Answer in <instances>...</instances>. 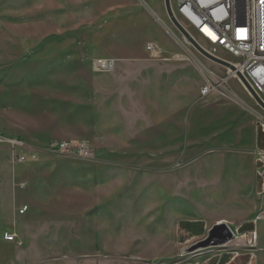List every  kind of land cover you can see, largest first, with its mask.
I'll return each mask as SVG.
<instances>
[{
  "label": "rangeland",
  "instance_id": "1",
  "mask_svg": "<svg viewBox=\"0 0 264 264\" xmlns=\"http://www.w3.org/2000/svg\"><path fill=\"white\" fill-rule=\"evenodd\" d=\"M147 2L0 0V136L51 134L38 143L13 136L39 151L34 162L12 161L8 144L0 143V264H264L255 171L264 129L256 104L235 79L228 85L245 106L225 96L223 112L192 122L185 111L201 76L191 70L195 84L185 85L186 108L171 102V131L154 144L140 134L138 147L128 146L125 136L124 147H114L110 137L111 147L104 148L105 141L89 140L86 127L72 122L83 120L73 98L97 77L96 59L192 63L165 50L181 51L169 29L200 55L162 3L158 9ZM149 41L161 46L159 57L146 52ZM200 59L225 75L222 66ZM53 141L86 142L93 155L54 151ZM23 205L28 209L20 214ZM223 218L229 223L218 224ZM216 225L232 234L207 244ZM6 231L14 240L4 238Z\"/></svg>",
  "mask_w": 264,
  "mask_h": 264
},
{
  "label": "crops",
  "instance_id": "2",
  "mask_svg": "<svg viewBox=\"0 0 264 264\" xmlns=\"http://www.w3.org/2000/svg\"><path fill=\"white\" fill-rule=\"evenodd\" d=\"M153 1L158 9L161 7V3L164 8L163 0ZM146 7L162 22L148 2ZM167 48L165 49L167 52L176 55L173 56L174 58H187L180 47L181 51L177 52ZM192 63L184 60L168 62L164 59L141 62L125 56L115 58V66L111 70H98L93 66L92 71L94 75H97V77H92L95 78V81L92 79L93 83H91L89 78L87 83L82 86V91L79 89L80 92L73 98H79L76 100L79 104L76 105L83 109V120L80 123L73 119L72 122L77 125L83 124L86 127L85 134H88L89 140L92 138L105 141L104 148L111 147L112 144H108L110 137L115 140L114 147H124L125 136L130 137L126 141L130 142L128 146L138 147L140 134L143 135L142 142L154 144L160 137L164 138L165 134L171 131V102L177 101L180 105L182 104V109L186 108V105L184 106L187 99L185 85L188 82L195 84L191 77V70L200 73L201 84L199 87L193 86V100L187 106L185 116L193 122L200 117L209 115L212 110L223 112L227 107L223 102L225 96L214 94L209 98V96L200 95V88L205 82V77ZM73 86L76 85L73 83L71 87ZM74 112L75 107L74 111L72 108L70 113L75 114ZM53 113L56 112L53 111ZM9 134L10 137L21 134L26 140L36 143L39 141L48 142L51 135L48 131L39 133L10 131ZM16 138L18 137L16 136ZM87 138H83L84 141ZM223 220L227 219L223 218ZM256 231L255 229V236L257 235Z\"/></svg>",
  "mask_w": 264,
  "mask_h": 264
},
{
  "label": "built area",
  "instance_id": "3",
  "mask_svg": "<svg viewBox=\"0 0 264 264\" xmlns=\"http://www.w3.org/2000/svg\"><path fill=\"white\" fill-rule=\"evenodd\" d=\"M170 3L177 20L188 25V33L201 37L209 48L202 47L214 56L226 60L216 53L227 54L231 60L226 61L234 67L232 70L215 62L225 69V75L220 77L213 70L209 71L210 68L204 66L201 60L194 58L195 66L206 74L200 95L227 96L239 105L245 106L244 101L233 93L228 85L229 78L235 79L256 104L253 108L254 114L264 129V107L254 99L236 74L242 76L264 104V0H176L175 4L170 0ZM184 28L186 29L185 26ZM145 50L152 58H157L162 53L161 46L153 41L146 43ZM114 65L115 59L111 57L98 58L94 62V67L98 70H111ZM2 142L8 144L12 161L24 163L38 160L39 151L23 140L0 136V143ZM49 147L54 151H68L85 158L93 155L86 142L75 144L68 141H53ZM257 156L259 165L255 171L259 177L258 200L264 215V152L258 151ZM27 209L28 206L23 205L18 212L24 214ZM4 238L14 240L15 234L6 231Z\"/></svg>",
  "mask_w": 264,
  "mask_h": 264
},
{
  "label": "water",
  "instance_id": "4",
  "mask_svg": "<svg viewBox=\"0 0 264 264\" xmlns=\"http://www.w3.org/2000/svg\"><path fill=\"white\" fill-rule=\"evenodd\" d=\"M164 2V7H165V11L167 13L168 18L170 19V21L177 27V29L180 31V33L184 36V38H186L188 41L192 42V44H194V46L196 47V49L206 58L220 63L230 69H234L233 65L226 61L223 60L217 56H214L213 54L209 53L208 51H206L200 44H198L193 37L188 33V31L180 24V22L177 20V18L174 16L173 12H172V8H171V3L170 0H163ZM237 76L243 81V83L245 84V86L247 87V89L249 90V92L252 94V96L254 97V99L264 107V104L260 101V99L257 97V95L254 93V91L249 87V85L244 81V79L242 78V76L239 73H236ZM219 230H222L223 232H220ZM232 234V232L226 227V226H218L216 225L214 228L211 229V231L208 234L206 243L207 244H211L215 241H217V243H223L225 242L230 235Z\"/></svg>",
  "mask_w": 264,
  "mask_h": 264
},
{
  "label": "bare ground",
  "instance_id": "5",
  "mask_svg": "<svg viewBox=\"0 0 264 264\" xmlns=\"http://www.w3.org/2000/svg\"><path fill=\"white\" fill-rule=\"evenodd\" d=\"M156 18H158L157 16H156ZM159 21V20H158ZM180 22V21H179ZM182 22V21H181ZM180 22V24L181 25H183V27L185 26L186 27V29H187V31H188V25H186V23L185 22H182L181 23ZM164 26V25H163ZM168 33L170 34V36H172V38L177 42V44H178V46L180 47V49L182 50V52L188 57V58H190L191 60H192V62L194 63V58L196 59V60H201L200 59V57L202 56L203 58H205V59H207V60H209V61H211V62H213L214 64H216L214 61H212V60H210V59H208V58H206V57H204L198 50V52L200 53V55L198 56V55H196L194 52H192V51H190V50H188V48H187V46L186 45H182L181 43V45L179 44V39H178V37L176 36V34H174L172 31H171V29H169V31H168ZM193 36V39L198 43V44H200L201 46H204V48H206V49H208L209 48V46H208V44L205 42V44H203L202 42L203 41H200L199 39H198V36H195V34H193L192 35ZM201 38V37H200ZM202 39V38H201ZM185 40L189 43V44H191L195 49H196V47L194 46V44H192V42H190V41H188L186 38H185ZM203 40V39H202ZM217 55H219L220 57H222V58H224V59H226V60H228V57H226V56H228L227 54H225V53H223V52H218V53H216ZM202 61V60H201ZM203 62V65L204 66H206L207 68H209L207 65H206V63L204 62V61H202ZM216 65H218V64H216ZM197 67V66H196ZM198 68V67H197ZM199 70H200V72L203 74V76L204 77H206V74H205V72L204 71H202V69H200V68H198ZM204 69V68H203ZM212 69H209V71H211ZM218 224H228L229 222L227 221V220H223V219H221V220H219L218 222H217ZM254 236H255V234H254ZM256 238V237H255Z\"/></svg>",
  "mask_w": 264,
  "mask_h": 264
}]
</instances>
